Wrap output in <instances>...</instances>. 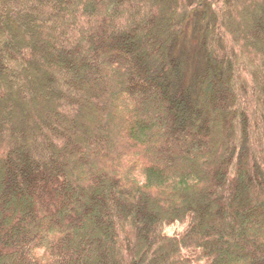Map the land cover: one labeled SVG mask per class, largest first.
<instances>
[{
    "label": "trees",
    "instance_id": "obj_1",
    "mask_svg": "<svg viewBox=\"0 0 264 264\" xmlns=\"http://www.w3.org/2000/svg\"><path fill=\"white\" fill-rule=\"evenodd\" d=\"M0 264H264V0H0Z\"/></svg>",
    "mask_w": 264,
    "mask_h": 264
}]
</instances>
